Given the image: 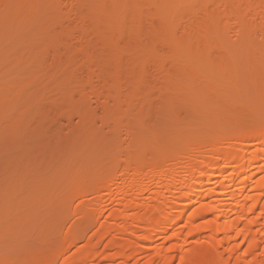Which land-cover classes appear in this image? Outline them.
<instances>
[{"label":"rangeland","instance_id":"1","mask_svg":"<svg viewBox=\"0 0 264 264\" xmlns=\"http://www.w3.org/2000/svg\"><path fill=\"white\" fill-rule=\"evenodd\" d=\"M126 1H128V3ZM126 1L122 3L123 0H0V75H1L0 76V102H2V105H3V106L0 105V113L2 114V115L0 114V125L2 124L0 127V145H1L0 146V187H1L0 188V200H1L0 217L2 218L0 219H4L5 217L9 216L8 218L5 219L6 221L4 222L0 220V224L4 228L5 230L4 232L10 231V234L3 232L2 235H0V239H1L0 240L1 242L0 243V255L19 253V251H22L21 249L31 248V246H29L28 244L31 245V244L36 243V242L31 243V241L32 242L36 241L37 237L35 239V237H30L28 236V234L24 236L21 233H19L18 235L12 236L11 231L14 230L15 227L17 226L19 227L26 226L25 222H27V225H28V223L30 222L29 220H32V219L38 220L39 218H36V216H38L39 213L44 211V206L49 201L50 196L54 195L51 193V192H54L53 188H56V187L59 188V187L65 186V184L67 185L68 181H70L68 179H72V181H74L73 177L74 179L77 177H81L82 174H85L86 172V171H83L84 169H86L88 172H90V170H93V169L94 170L98 169L97 171L98 173H100V176L101 175L106 176L110 173H114L115 169L113 168H115L116 160H114L115 158L111 159L110 157H115L117 155L116 153H118L120 154V155H117L119 156L118 158L121 160H124L125 157L129 155H133V153L131 152H135L137 149L140 148L139 144L142 142L144 143L145 137L147 138L145 141H147L149 140L150 137H152V135L153 137H155V139L157 138L158 142L160 141L163 142L164 139L162 138L166 139L170 135L169 134L170 130L171 131L173 130L171 129V127L174 126L173 125L174 121H176V123L177 121H182L181 123L183 122L185 123V121L187 122L196 121V122H199L197 124L200 125L201 123L200 120H202L205 117L206 119L205 120L203 119V121H207V119L210 118V115L215 114L219 111L222 112V109H223L222 107L224 106H229L231 107V109L233 108L232 110L236 111L235 114L237 115H231L233 114L231 113L232 111H228L229 113H231L229 114L231 115L230 117H234V118L238 117L239 113H237L235 106L236 104H239V103H237V101H234L232 102V104H234L235 106L234 105L232 106L231 103L226 102V101L227 99L229 101L231 100L232 97H234L235 87L239 86V84L232 83L235 80L234 81L230 80L232 82L229 81V78L232 79L231 78L232 75L231 73H229V69L225 68L224 66H223L224 69H221V67L219 66L221 71L216 70V72H213L211 68H208V67L209 66L211 67L214 65L217 66V64L220 65L219 64L220 62H224L226 59H230L232 57L235 58L236 55L238 56L242 54L246 56L245 55L246 52L249 50H253V48L254 50L256 49V47L264 48V16H263L264 14H262V11L259 8H256V10H254L255 13H253L252 11H249V13H246V16H245L246 18H244L245 19L244 25L238 26L237 24L232 23L233 18H231L232 16H230L231 7L228 5L229 4L228 0L227 1L226 0H208V1L203 0L204 2H202L201 0H195L194 2H192V0H189L193 4L195 3L194 5H196L199 8H197V10H195L194 12L192 11L193 9L192 10L188 9V11L183 9L182 13L178 12V14L180 13L182 15H177L176 13V16H178L181 19H179L176 16L171 17L173 13L175 14V12L168 10V13L169 11L172 12L171 14H168L167 11L165 12V10L161 7V6L165 7V4L166 3L168 4L169 0H164L165 3L163 4H160L161 3L160 0H126ZM132 1H135L134 3L137 4L135 8L140 9V12L138 11V13L139 15L140 14L141 15L138 17H140L139 19L141 23L137 22L138 24L137 23L134 24L133 21H130V17L132 14L129 15L126 13L128 16H125L124 14V17L123 16L117 17L116 20L118 21L116 23L124 24V26L126 27V28L122 27L123 34L119 36L120 38H123V39L116 40L118 39L117 37L115 39L116 40L115 42L112 40H109L112 38L108 36H104L107 33L108 28H105V27H106V24L108 25V23L103 24L105 22L102 23L100 21V22H96L95 24V21L91 22L94 18V15L97 14V13L96 14H93V13L96 12L97 8L99 7L98 5H101V7L105 6L104 8L107 7L106 10L110 9L107 11L110 12V15L112 16L111 13H113V15L118 14L119 12L118 9L120 5H121L120 9L123 10V12L127 11V8H128V12H130L129 10L133 9V7L130 6L132 5ZM178 1H181V0H178ZM189 1H188V4H187V1H185L184 4L186 3L187 5L191 6L192 3L190 2L191 4H189ZM20 2L21 4H23V7L20 4ZM139 2L140 4H138ZM173 2H176V1H173ZM29 3L30 5L31 4H35V5L38 4V5H36L35 7L31 5L32 7L36 8L31 11L30 9L31 6L29 5ZM95 3L97 5H95ZM125 3H127L128 6L126 5L127 6V7L125 6L126 9H122L123 7L122 5H124ZM180 3H178L179 6H181ZM27 4L30 7H27ZM184 4L182 2V7H184L183 6ZM187 5L185 6L187 7ZM38 6L42 8H39ZM93 6L96 7V8H93L94 11L92 10ZM203 7H205L206 9L205 11ZM34 11L35 12L37 11V12L35 13ZM115 11H116V14H115ZM189 11L190 12L192 11L194 14L190 13ZM260 11L261 13H258ZM166 13L170 15L171 18L170 17L168 18V15ZM206 14L215 16L217 20H215L216 18H214V20L218 21L220 25H225L226 27L224 26L225 28H222L223 26H221V30H220L221 33L219 36H220V39H222L221 40L222 42L220 43V45H218L220 42L218 41L220 40L218 38L219 32L218 33L216 32L217 33L216 37L218 38L217 43L216 42L211 43V40L208 41V39L206 40L202 38L203 47H202V44L199 45L201 49V50L199 49V51H201L202 54L195 53L197 50L195 52H193L192 50L191 52L193 53L188 54L190 56L189 59H192L194 57V56L191 57L192 54L195 53L197 55L194 57L195 59H192V61L193 60L198 61V58H199L198 54L202 55V57L199 59V61L201 60L202 61L201 62L198 61L199 65H201L202 63L203 67L202 66L201 67L207 68V69L206 68L203 69L204 71L208 70V71L213 72V73L212 72L207 73L208 71L202 72V70H200V68L196 67L195 65L196 68L194 69H197V70L199 69L202 73L205 74V76L204 74H202V77H206L202 80H206V81L210 80L211 82L209 81L210 83L206 84V81H205L204 82L205 88H204L202 80H201L202 85L200 84L197 85V81L199 80L193 79V80H196V85L190 86V87L194 86L193 87L194 89H192L193 91H190L188 89H191V88H189L188 85L193 82L191 78H195L197 77V75L194 77L193 76L194 73L192 75H189L192 72H187V71L193 70L191 67H194L192 65H194L195 62H192V61L186 62L187 60L185 59L186 57L183 58L182 60V58H180V56L182 55L179 54L181 50H179L178 47H177L178 49L176 48L178 50V52L176 50V53L179 54L180 56L179 55L177 56V54L176 56H174V53L172 54V52L170 53L167 51L169 50L167 49V46L163 47L162 45H160L162 43H159L158 39L154 43L151 37H155L154 35L156 34H153V32L151 33L150 32L151 30L148 29L150 30L148 31L147 28H150L149 26L152 27V25H154V28L153 27L152 28L155 29V32H156L159 30L162 31V28L168 27L166 30L171 32L170 35L171 34L173 35L175 33L173 35V38L175 39H171L170 37L172 41H176V40L179 41L183 39L188 40L190 38L189 36H188L189 38H184V37H181V39H177V38L180 36H183V34H187L186 31L192 33V30H193L194 32L201 33L202 31L201 29H203L204 31L205 28L206 30L207 28H209V31H212L210 30V28L213 29L214 31H215L214 29L215 27H216V30L219 29L217 28V25L216 26L212 24L208 25L209 23L208 24L204 23L205 19L204 20L202 19L206 17L205 16ZM148 15H151V16H148ZM141 18H143V20H141ZM161 18H164V19H161ZM171 19H173L172 20L173 23L169 25L170 22H166V21H171ZM206 19L208 18L206 17ZM132 20H134V18ZM208 20H212V19H208ZM214 20L211 22L216 23ZM220 21L223 23H221ZM130 22L133 23L132 25L137 26L138 30L135 28V26L132 27V25H130L131 24ZM197 22H200V23H197ZM163 23L165 25H163ZM201 23H204V24L200 25ZM197 24H199L200 27ZM160 25H162L163 27H161ZM192 25L196 26L194 28L195 29L197 28V29L190 30L193 27ZM189 26L191 28H188ZM128 28L130 29L129 31H128ZM36 29H38L39 31H37ZM209 31L207 30L206 32H209ZM33 32L35 34H33ZM149 34H153V35L150 36ZM35 35H37V37ZM131 35H133V38H135L137 42L135 40L133 41ZM33 36L35 38H33ZM105 37H107L108 40L105 39ZM201 37H204V36H201ZM209 37L211 36H208L205 38H209ZM100 38L102 39L101 40L102 42L106 41V42H109L110 44L118 43L119 46H122L123 44V48H124V41H125V44H126L125 48H128V49L124 48L125 51L130 50V49L131 50L139 49L140 51L142 50L141 51L142 53L143 52L145 53V51L148 53V54L145 53L146 56H143L141 58V60L144 59L142 61L143 67L145 63H147L146 65H148V67L146 69L144 67V70L146 72H144V70H142L143 72L140 71L142 77L139 76L138 78L140 82V84L138 83V85L140 86L142 83L144 88L146 87L145 88L146 90L143 89V87H139L137 85L138 90H136L135 88L134 89L135 91H132V86L130 83L133 81H131L130 78L128 80L124 78L125 80H121V82L119 83L120 86L118 85L117 89H114V88L111 89L112 87L110 85L111 83L106 78L107 72L106 73L104 72L108 70L101 69L103 73L99 70V72L101 73L97 74L96 71L98 70V67L97 68L94 67L95 65H97V63L93 61L87 62L86 61L87 55H85V53L87 52L86 54H90V53L93 54V52L96 53L100 51L99 54L98 53L96 54L105 55V54H100V53H103V52L106 53L105 45L107 43L104 42V46H102L101 45L102 43H100L101 41H99ZM32 39L33 40L35 39L36 42L35 41L33 42ZM130 40L135 42L136 45L134 44L131 45V42H128ZM139 42L141 43L145 42V43L140 45ZM182 42H185V41L176 42V45H174V47L172 46H169V47H172L171 49L175 50L173 48H175V46H179L177 43L181 44ZM191 42H188L189 45ZM96 44L97 45L100 44L101 46H97L95 48ZM137 44L139 45V47H141V49L136 48V46H138ZM165 44H167V42H165ZM172 44H174V42ZM182 44L181 46L183 48L186 44H183V45ZM144 45H145V48L143 47ZM128 46H131V47H128ZM87 47L88 49H91V50L87 51ZM103 47L105 50L104 51L100 50V49H103ZM132 47H135V48H132ZM195 47L197 48V46ZM93 49L96 51H94ZM171 49L169 51H171ZM66 50L68 51V53H66ZM169 53L172 54L173 56L172 55L170 56ZM249 53L250 52H248L247 54ZM128 54H131V53L129 52ZM152 55H156V56H152ZM251 55H253V53H251ZM84 56H85V60H84ZM227 56L230 58H228ZM175 57L177 59H175ZM234 58L231 61L235 62ZM239 58L243 59L242 56H240ZM178 59L182 60V62L185 61L186 63L185 62L178 63L177 61ZM236 59H238V57ZM248 59H249L250 64L254 63L255 58L252 59V57L251 58L249 57ZM84 61L90 64H86ZM91 63H96V64L94 65ZM127 63L129 62L124 63V65L122 64L121 72L119 71V73L122 74L126 72L129 74L130 71H133L132 69L131 70L129 69L131 68V66L128 67L129 71L126 70L127 65H128ZM229 63L231 62L229 61ZM241 63H243V60ZM29 64L31 65L29 66ZM156 64L157 66L158 65L159 66L156 67ZM185 64L187 66H182ZM152 65L156 68H154ZM225 65L226 67L228 66L227 64ZM109 67H112V66H109ZM104 68L108 69V67H105V66ZM186 68H188V70L185 73H183L182 71H185ZM212 68L217 69L214 67ZM39 70L44 71V72H39ZM226 71L229 75H226ZM49 72H52V73L48 74ZM94 72L96 73L95 74L96 76L97 75L98 76L100 75V76L95 77ZM177 72L182 75L180 76ZM126 73H124L125 75L120 74L121 77L126 76ZM131 73H134V72H131ZM166 74L168 76L174 75L171 78L173 80L177 78L178 81L174 80V83L171 84L170 82H172L173 80L170 81L171 79L169 77H168L169 79L167 78L166 80H164L166 76L163 78V75H166ZM245 74H248V73H244V75L243 73H240L241 79H237V80L241 81L245 79L244 80L245 82L244 81L242 82H244L245 84H250L249 82H251L250 80L251 78L250 79L247 78L250 75H245ZM260 74H261V77L263 78L264 77V66H262V69H260ZM175 75H178L180 77L175 76ZM187 75H188V78H187ZM72 76H75V77H72ZM130 76H132L131 78L135 79L137 78L138 75L137 76L130 75ZM199 76H201V74H199ZM199 76L197 78H200ZM227 76H231V77L227 78ZM68 77L70 79H68ZM181 77H183V80H181L182 79ZM189 78L191 79V82ZM39 81H41V83ZM136 81L137 80L135 79L134 82L136 83ZM184 81L188 83L190 82V83L187 84ZM29 82L37 83L36 84L37 86L32 84L31 86L32 89L26 90L29 88L26 85V83L29 84ZM164 82L166 83L164 84ZM167 82H169V84H167ZM135 83H132V84H135ZM177 83H180V84H177ZM182 83H186V84H182ZM217 83L218 84L220 83V84L216 86L215 84ZM222 83H225V84H222ZM41 84L42 86H39ZM145 84H147L148 87ZM67 85L68 87H66ZM165 85L167 87H164ZM170 85L171 87H168ZM172 85H174L173 87H176V88L173 89ZM55 86H57V88H54ZM185 86L188 88H186ZM241 86L244 87L245 89V86L247 85L241 84ZM181 87L183 88L182 89L183 91L180 90ZM148 88H151V89H148ZM198 88H200V90H198ZM21 89L22 91H20ZM91 89H93V91ZM59 90H62L61 92H59V94L61 93L60 95L57 92ZM44 91H48V92H44ZM217 91L221 94L217 93ZM23 92H24V95H23ZM37 92L39 93L42 92V94L39 95V93ZM198 92L200 94H198ZM26 94L28 95L27 97L29 96L30 97L26 98L25 97ZM37 95L40 97H38ZM202 95L204 96V98H201ZM19 96L22 98H19ZM37 98H40V100ZM191 98H194L193 101L195 102H190L192 101ZM37 100L39 102H36ZM197 101H200L201 103L204 102V103L202 105L200 102H197ZM208 101L210 103H208ZM219 101L220 103L224 102L227 105L223 103V105L220 106ZM217 103L218 105H216ZM256 103L257 102H255L254 104L257 106L254 105L253 107L254 108L257 107V109H260L261 107L259 108L258 106L259 103L258 104ZM194 105H196L197 108ZM209 105L212 107H210ZM192 107L195 109H193ZM29 108L30 110L31 108L32 109L35 108L36 110L33 109L29 111L28 110ZM213 108L216 110V111L214 110V113L212 112ZM169 109L170 111H168ZM231 109L228 108L227 110H231ZM257 109L252 111L253 115L256 114V111H259ZM32 111L34 112L33 114L30 113ZM223 111L224 113L222 112V114H226L224 117L228 118L229 117L228 113H226L225 110ZM20 113L22 114L20 115ZM14 114L15 116H12ZM36 114H39V115H36ZM241 114L242 113H240V115ZM25 115L28 118H25ZM208 115H209V118L206 117ZM220 115L221 113L219 112V115L217 116H220ZM257 115L258 117H260L259 114ZM1 116L7 118V119H4V121H8V123L4 122ZM253 117L252 118L249 117L250 120H253L252 123H254V124L252 123L250 124L252 129L257 125V123L255 124V121H257V119H260L261 121V117L258 118L255 116L256 119H254ZM220 118H223V117H220ZM241 118H243V115L241 116ZM27 119H28V122H27ZM235 119H238V118H235ZM22 120H25V121H22ZM163 121L164 123H162ZM165 121H169L171 122V124H168ZM172 121H173V124H172ZM194 125L195 124L190 125V126L188 125L186 127L189 128ZM157 126L160 129L157 128ZM169 127H170V130H169ZM186 127L184 126L183 128H186ZM194 128H198V126ZM150 134L152 135L150 136ZM149 141H151L149 142L150 145L155 144V143H152V141H155L153 140V138H151V140ZM145 144H148V143L146 142ZM147 146L149 148V145ZM140 149H142L143 151L142 147ZM138 151L139 150H137V152ZM146 153H149V152L146 151ZM146 156H150V154L148 155L146 154ZM92 166L94 167L97 166V167L93 168ZM72 167L74 169H72ZM90 167L92 169H90ZM78 168H80L79 171H78ZM102 168H104V172ZM72 174H74L75 176ZM64 182L66 183L62 184ZM57 183L60 184V186L56 185ZM45 187H46V191H48V188L52 189L53 191L50 190L49 192H46ZM40 192L42 194H40ZM30 193H31L30 196L32 198L28 196V194ZM46 194L47 196L48 195L49 196L46 197ZM38 195H41V196H38ZM6 199H8V201ZM38 202L39 203L42 202L41 204H43L44 206L40 205ZM67 202L68 203L70 202L69 205L68 203H66L67 209H68V210L66 209V211L68 212L69 217L67 220L64 219L65 223L62 222L61 223L62 226L60 225L59 221L55 222L56 218L54 216L47 215V216H51V218L50 217L45 218L46 221L45 220L44 221L45 222L48 221L47 223L48 225H50L49 227L51 228V230H53V231H50L51 233L56 232V230L60 228L61 234H63L62 231H64L67 226L73 225L72 222H77V223L81 222L79 223L81 226L83 224L87 226V225H90L89 224L90 222H93L92 221L93 219L90 217L89 214L88 216L87 214L84 215L83 213H75L70 216L69 214L72 213V209L74 208V206L76 207L79 205V200L70 199ZM34 208L36 209L34 210ZM189 212H190V209L188 211H185L184 213H189ZM2 213H4L5 215ZM17 213H20V214H17ZM34 213H36V216ZM21 215H22V219H21ZM40 216L42 217V215H39L38 217ZM16 217L17 218L19 217V219H17ZM52 220L54 221L52 222ZM47 223H44V224H47ZM51 225L52 226L54 225L53 226L54 228ZM86 226H83V227H86ZM49 227L47 228L49 229ZM87 228L88 229L81 228L82 231L81 233L79 232L80 241L78 242L76 241L77 243L81 244L85 242L86 238L91 234L89 233L91 227L89 228L88 226ZM54 235H57V234L55 233ZM76 238H78V236ZM9 241H13V242H9ZM37 242H38V245H41L38 240ZM33 246H36V244ZM17 249H20V250H17ZM62 257L63 255L60 254L55 263L58 264L60 258Z\"/></svg>","mask_w":264,"mask_h":264},{"label":"bare ground","instance_id":"2","mask_svg":"<svg viewBox=\"0 0 264 264\" xmlns=\"http://www.w3.org/2000/svg\"><path fill=\"white\" fill-rule=\"evenodd\" d=\"M124 1H126V0H123L122 3H124ZM160 1H161L160 4L165 3L164 0H160ZM162 1H164V2H162ZM173 1H176V2H173ZM185 1H187V4H188L189 0H185ZM185 1L184 0H181V1L169 0L168 4L167 3L165 4V7H163V6H161V7L165 10V12L167 11V13H168V10L175 12V14L173 13L171 17H175L176 13H177V15H182L180 13L178 14V12L182 13L183 9L187 10V11H188V9H191V10L193 9L192 11L194 12L195 10H197V8H199L196 5H194L195 3L194 4L192 3L195 0H192V2L189 1V4H191V3L193 4V5L191 4V6L187 5L186 3L184 4ZM201 1L204 2L203 0H201ZM243 1H245V2H243ZM126 2L128 3V1H126ZM134 2L135 1H132V5H130L133 7V9L129 10L130 12H128V8H127V11L123 12V10L120 9V7H121V5H120V7L118 9L120 13L117 10L119 15L116 14V11H115L116 15H113V13H111L112 16L110 15V12L107 11L110 9L106 10L107 7L104 8L105 7L104 5H103L104 7H101V5H98L99 7L97 8V10L95 9L96 12L93 13V14H96V13L97 14L94 15V18L91 22L95 21V24H96V22H100V21L102 23L105 22L103 24L108 23V25L106 24V27H105V28H108L107 33L105 32L106 34L104 36H108V37L112 38L109 40H112L115 42L116 40L123 39V38H120L119 36H121L123 34L122 33L123 32L122 27H124V28H126V27L124 26V24L116 23L118 21V20H116V18L120 17V16L124 17V14H125V16H128L127 14H129V15L132 14L130 17V21H133L134 24L137 22L141 23L140 19H139L140 17H138L141 15V14L139 15V13H138V11L140 12V9L135 8L137 6V4H135ZM170 2H172V3H170ZM177 2L178 3L181 2L180 3L181 6H179V4ZM182 2L184 4L183 6L185 8L182 7ZM228 2H229L228 5L231 7V10H230L231 15L230 16H232L231 18H233L232 23L237 24L238 26L244 25V23H245L244 18H246L245 17L246 13H249V11H252L253 13H255L254 10H256V8H259L262 11V14H264V0H255V1H253V0H242V1L241 0H228ZM16 3H18V2H16ZM127 3L122 5L124 7V8L122 7V9H126L125 6L126 5L128 6ZM20 4H21V2H20ZM138 4H140V2ZM21 5L23 7V4H21ZM29 5H30V3H29ZM29 5L27 4V7H30L31 5L35 7L38 4H36V5L31 4L30 6ZM95 5H97V4L95 3ZM185 5H187V7ZM32 6L30 8L31 11L36 9ZM161 7H159V8H161ZM39 8H42V7H39ZM93 8H96V7H94V6L92 7V10L94 11ZM203 8L205 11L206 10L205 7H203ZM39 11H40V9H39ZM192 11L191 12L189 11V12L193 13ZM261 11L258 13H261ZM42 12H44V11H42ZM172 12L169 11L168 14H171ZM45 13H46V11H45ZM186 15H188V14H186ZM148 16H151V15H148ZM205 16L208 19H212V20H208V19H206V17H204L202 19V20L205 19L204 23H207V24L209 23L208 25H210V24L215 25V26L217 25V28H219V29L216 30V27L213 26V27H215L214 28L215 31L211 28H210V30H212V31H209V28H207V30L209 32H206L207 31L206 28L203 27V28H205L204 29L205 32L203 31V29H201L203 31V33H202V31L200 33V32H194L192 30V29H195L194 27H196V26L192 25L193 26L192 28L189 26L188 28H191L190 30H192V33L186 31L187 34H183V36H180L178 38L176 37L177 39H181V37H184V38L190 37L188 40L183 39V40H179V41H177V40L172 41L171 39H175V38H173V35L175 33L173 35L172 34L170 35L171 32L166 30L168 27L162 28V31L159 30L160 32L159 31L155 32V29H153L154 25H152L153 28L151 26H149L150 28H147V30L150 29L151 31L150 30H148V31H150L151 33L153 32V34H156V35H154L155 37H151L153 39L154 43L158 39V42L162 43L160 45H162L163 47L167 46V49H169V50L172 47H174V45H176V42L185 41L182 43L186 44L187 46L185 45L182 48V46H181L182 43L181 44L177 43L180 47L175 46V48H173L175 50L171 49V51H169V50H167V51L170 53L172 52V54L174 53V56H176V54H177L176 50L179 48V50H181V52H179V54L182 56H180L179 54H177V56L179 55L180 58H182V60H183V58L186 57L185 58V59H187L186 62L187 61L190 62V61H192V59H195L194 58L195 56H197L195 53H201L202 54V52L199 51V49H200L199 45L202 44V47H203L202 38H204L206 40L208 39V41L211 40V43L212 42L217 43L218 41H220L218 45H220V43L222 42L221 41L222 39H220V36H219L221 33L220 30H221V26H223L222 28H225L226 26L220 25L218 23V21H215V20H217V18L213 15L206 14ZM209 16H210V18H209ZM136 17L138 18V20ZM161 17H163V16H161ZM169 17H170V15H168V18ZM176 17H178V16H176ZM112 18H113V20H112ZM133 18H134V20H132ZM149 18H151V17H149ZM214 18H216V19L214 20ZM161 19H164V18H161ZM179 19H181V18H179ZM141 20H143V18H141ZM172 20L173 19H171V21H166V22H170L169 25H171V23H173ZM213 20L216 23L211 22ZM133 23H131L130 25H132ZM197 23H200V22H197ZM204 23H201L200 25H202ZM221 23H223V22H221ZM163 25H165V24L163 23ZM197 25H199V24H197ZM200 25H199V27H200ZM218 25H220V26H218ZM133 26H135V25H132V27ZM160 26L163 27L162 25H160ZM211 26H209V27H211ZM206 27H208V26H206ZM130 28H131V26H130ZM135 28L138 30L137 26H135ZM36 30L39 31L38 29H36ZM129 30L130 29L128 28V31ZM150 32H148V33H150ZM216 32L217 33L219 32L218 38L220 40H218V38L216 37L217 36ZM131 33H133V32H131ZM188 33H189V35H188ZM33 34H35V33L33 32ZM153 34H149V35L152 36ZM192 34H194V35H192ZM209 34H211V35H209ZM184 35H186V36H184ZM207 35L211 36V37L205 38V37H208ZM35 36L37 37V35H35ZM131 36H132V39L134 41L135 38H133V35H131ZM198 36H200V37H198ZM201 36H204V37H201ZM117 37H118V39H116ZM156 37H158V38H156ZM170 37H171V39H170ZM33 38H35V37L33 36ZM105 39H107V37H105ZM101 40L102 39L100 38L99 41H101ZM145 40H147V39H145ZM189 40H191L192 42L194 40H196L193 42L196 45L193 44ZM34 41H35V39L33 40V42ZM122 41H124V40H122ZM133 41L130 40L128 42H131V45H133V44L136 45V43ZM186 41L191 42L190 45ZM104 42L107 43L105 45L106 50L104 49V47H103V49H100V50H102V51L105 50L106 53L103 52L100 54H105V55H97L96 54V53L99 54L100 51L96 52V53L93 52V54L92 53L86 54L87 53L86 52L85 53V55H87L86 61L87 62L93 61V62L97 63V65H95L96 63H91V64L95 65L94 67H96V68L98 67V70L97 71L95 70L97 72V74L102 72L101 69L102 70L103 69L108 70V71H104V72L105 73L107 72L106 78L111 83L110 84L112 86L111 89H113V88L117 89L118 88L117 86L118 85L120 86L119 83L121 82V80H125V79L128 80L130 78L131 81H133L130 83L132 86V91H135L134 90L135 88H136V90H138L137 85H138V83L140 84L138 78H139V76L142 77L140 71L144 70V67H145V69L148 67V65H146L147 63H145L144 67H143L142 61L144 59L141 60V58L143 56H146L145 53L146 54H148V53L146 51H145V53L144 52L142 53L141 52L142 50L140 51L139 49H136V50L130 49V50L125 51L124 50V48L126 46L125 41H124V48H123V44H122V46H119L118 43H111L110 44L109 42H106V41H104ZM104 42H102V41L100 42V43H102L101 44L102 46H104ZM165 42H167V44H165ZM173 42H174V44H172ZM139 43L141 45V44H144L145 42H143V43L139 42ZM168 43H169V45H168ZM101 45L96 44L95 48L97 46H101ZM146 45H148V44H146ZM86 46H88V45H86ZM169 46H172V47H169ZM188 46H190V47H188ZM195 46H197V48ZM128 47H131V46H128ZM143 47L145 48V45ZM132 48H135V47H132ZM136 48L141 49V47H139V45L136 46ZM125 49H128V48H125ZM259 49H261V50H259ZM88 50H91V49H88V47H87V51ZM192 50H193V52H195L196 50L197 51L191 55V57H193V56L194 57L192 59H189L190 56L188 54L193 53V52H191ZM253 50H254V48H253ZM253 50H249L247 52L245 51L246 56H244L242 54L238 55V56L236 55L235 58L234 57L230 58L227 56L230 59H226L224 61L225 63L220 62L219 63L220 65L217 64V66L214 65V66L208 67V68H211V70L213 72H216V70L221 71V69H224L223 68V66H224L225 68L229 69V73H231V75H232V77L227 76V78L228 77L232 78V79L229 78V81L235 80L234 82H232V81H230V82L239 84V86L236 85L237 87H235V90H234L235 92L233 91L234 97L235 96L236 97L235 98L232 97L231 100L228 101V99H227V101H226V102H229L231 104L234 101H237V103H239V104H236V106L234 104H232V106L233 105L235 106L237 113H239L238 117H235L238 119H235L234 117H230L231 115H237V114H235L236 111L232 110L233 108L231 109V107H229V106H224V107H222L223 113H224L223 110H225L226 113H228V115L233 113V114L229 115L228 118L224 117L226 114H222V112L219 111L221 113L220 116H217V115H219V112H217L215 114L211 113L212 115H210V118H209V115L206 116L209 118V119H207V121H203V119L204 120L206 119L205 117L202 120H200V122H201L200 125H198L197 123H199V122H196V121H194V122L193 121H188V122L185 121V123L184 122L181 123L182 121H177V123H176V121H174V124L172 121V124L174 126L171 125V126H173V127H171V129H173V130L171 131L170 127H169V130H170L169 134L170 135L168 134L169 136L166 139L161 137L162 139H164L163 142H161V141L158 142L157 138L155 139V137H153V135L150 134V136L152 135V137H150L149 140H151V138H153V140H155V141H152V143H155V144L150 145L149 142H151V141H149V140L145 141L147 139L145 137V140L143 139L144 143L142 142L143 144L142 143L139 144L140 148L141 147L143 148V151L140 148L137 149V150H139L138 152H137V150L136 151L134 150L135 152H131V153H133V155H129L127 157L124 156L125 157L124 160H121L118 158L119 156H117V155H120L118 153H116L117 158H116V156L110 157L111 159L115 158L114 160H116L115 168H113V169H115L114 173H110L106 176L101 175L102 176L101 177L100 173H98V171H97L98 169L97 170H94V169L90 170V172H88L86 169H84L83 171H86L87 173L85 172V174H82L81 177L76 176L77 178H75V179L73 177L74 181H72V179H68L70 181H68L67 185L65 184L66 182L62 183V184H65L66 187L62 186V187L58 188L55 186L56 188H53L54 192H51L52 194H54V195H51L53 198L50 196L49 201L46 203L45 206L43 204H41L42 202L41 203H39L40 201L38 202L40 205L44 206V211L41 212L43 214L39 213L40 211L38 212L39 215H42V217L40 216L41 217L40 218V217H38L39 215L36 216V213H34L36 218H39L38 220H36V219L29 220L30 222L28 223V225H27V222H25L26 226H22V227L17 226L19 228L15 227V229L11 231L12 236L13 235L15 236V235H18L19 233H21L24 236H26V234H28V236L35 237V239L37 237V240L39 241V243L41 245H38L37 240L34 242L31 241V243L36 242L35 243L36 246H33L35 244H31V245L28 244L29 246H31V248L21 249L22 251L24 250L23 253H22V251H19V253L12 252L14 254L0 255V264H57L55 262L58 259L60 254H62L63 257L60 258L58 264H264V77L262 78L261 74H260V69H262V66H264V48L256 47V49L254 51ZM94 51H96V50H94ZM127 51H129L131 54H128L129 52H127ZM177 52H178V50H177ZM245 52H243V53H245ZM248 52H250V53L247 54ZM66 53H68L67 50H66ZM170 53H169V55L171 56L172 54H170ZM251 53H253V55H255L256 57L251 55ZM198 55H199V58H198V61H199V59L202 57V55H200V54H198ZM152 56H156V55H152ZM240 56H242L243 59H240L239 58ZM79 57H81V56H79ZM237 57L239 60L236 59ZM249 57L250 58L252 57V59L255 58L253 64H250L249 59H248ZM233 58L235 59L234 60L235 62L231 61V60H233ZM175 59H177V58L175 57ZM179 59L177 60L178 63H180V62L184 63L185 62V61L182 62V60H179ZM84 60H85V56H84ZM242 60H243V63H241ZM86 61H84V62L86 63ZM156 61H158V60H156ZM198 61H196V60L192 61V62H195L194 65H192L194 67H191L193 70L187 71L188 68H186V70L182 71V72L183 73H185L186 71L192 72L191 74H189V73H187V74L192 75L194 73V75H193L194 77L196 75L198 77L199 74H201V76H199L200 78L195 77V78H191V79L192 80L193 79L199 80V81H197V85L198 84L202 85V81H203V87H204V84H205L204 82L206 80H202V79H204L206 77H202V74H204L202 72L204 71L203 69H205L206 67L202 68L203 67L202 63H201V65H199ZM201 61H199V62H201ZM229 61L231 63H229ZM244 61H246V62H244ZM123 62L124 63L129 62L131 65L129 63H127L128 65H127L126 70L129 71L128 67L131 66V68H129V69L130 70L132 69L133 71H130L129 74L124 72V73H126V76L121 77V75L124 73L121 74V73H119V71L121 72L122 64L124 65ZM86 64H90V63H86ZM191 64H193V63H191ZM214 64H215V62H214ZM221 64H223V65H221ZM225 64H227L228 66L226 67ZM30 65L31 64H29V66ZM195 65H196V67H199L200 70H202V72L199 69L198 70L194 69V68H196ZM89 66H91V65H89ZM104 66L108 67V69L104 68ZM109 66H112V67H109ZM158 66L156 64V67H158ZM182 66H187V65L185 64ZM204 66H205V64H204ZM219 66L221 67V69ZM156 67H154V68H156ZM212 67L217 68V69H213ZM178 69H179V67H178ZM99 70L101 72H99ZM180 70H182V69H180ZM206 71H208V70H206ZM206 71H204V72H206ZM212 71H208L207 73H211ZM227 71H226V75H229L227 73ZM39 72H44V71L39 70ZM131 72H134V73H131ZM136 72H138V73H136ZM144 72H146V71L144 70ZM50 73H52V72H49L48 74H50ZM197 73H199V74H197ZM240 73H243V75H244V73H248L245 75H250L249 77H247L248 79L251 78L250 79L251 82H249L250 84H245L244 83L245 79L241 80V81L237 80V79H241ZM95 74L96 73L94 72L95 77L100 76V75L96 76ZM130 75H134V76L138 75L137 78L134 77L137 80L136 83L134 82L135 79L131 78L132 76H130ZM179 75L181 76L182 74H179ZM165 76H166V78H164ZM173 76L174 75L168 76L166 74V75H163V78H164V80H166L169 77L171 79L170 81H172L173 79L171 77H173ZM175 76H178V75H175ZM180 76H178V77H180ZM204 76H205V74H204ZM72 77H75V76H72ZM189 77H191V76H189ZM181 78H182L181 80H183V77H181ZM187 78H188V75H187ZM242 78H244V77H242ZM68 79H70V78L68 77ZM103 79H105V78H103ZM186 79H184V80H186ZM191 79L189 78L190 82H191ZM174 80L178 81L177 78ZM174 80L172 82H170V81L169 82L172 84V83H174ZM218 80H217V82H218ZM108 81H106V82H108ZM209 81L210 80L206 81V84H209L211 82V81L210 82ZM242 81H244V82H242ZM31 82H29V84L26 83V85L29 87L26 90L32 89L31 88L32 84L37 86L36 85L37 83H34V82L31 83ZM39 82L41 83V81H39ZM141 82H143V81H141ZM169 82H167V84H169ZM184 82H186V81H184ZM132 83H135L136 85L132 84ZM165 83L166 82H164V84ZM180 83H177V84H180ZM186 83L189 84L188 82H186ZM186 83H182V84H186ZM102 84H104V83H102ZM190 84L188 85V87L191 89H188V90L193 91L192 89H194L193 87L196 85V80H193V82ZM219 84L217 83L215 85L218 86ZM222 84H225V83H222ZM241 84L247 85V86H245V89H244V87H242L243 85L241 86ZM107 85H109V84H107ZM141 85H142V83H141ZM141 85L140 86L138 85V86L143 87V89L146 88V87L144 88V86L143 85L141 86ZM145 85H147V84H145ZM158 85H160V84H158ZM174 85H176V84H174ZM174 85H172V87ZM192 85H194V86L190 87ZM39 86H42V84ZM63 86H65V85H63ZM58 87H59V85H58ZM66 87H68V85ZM147 87H148V85H147ZM164 87H167V86L165 85ZM168 87H171V85ZM188 87H186V88H188ZM197 87H195V88H197ZM199 87H201V86H199ZM54 88H57V86H55ZM63 88H65V87H63ZM96 88H97V86H96ZM175 88L176 87H173V89H175ZM148 89H151V88H148ZM166 89H168V88H166ZM182 89L183 88L181 87L180 90L183 91ZM91 90L93 91V89H91ZM198 90H200V88H198ZM13 91H15V90H13ZM20 91H22V89ZM48 91H49V89H48ZM48 91H44V92H48ZM61 91L62 90L57 91L58 94ZM141 91H143V90H141ZM24 92H25V90H24ZM24 92H23V95H24ZM67 92H69V91H67ZM194 92H196V91H194ZM220 92H222V91H220ZM229 92H231V91H229ZM37 93H39V92H37ZM217 93H219V92L217 91ZM40 94H42V92H40L39 95ZM50 94H52V93H50ZM198 94H200V93L198 92ZM219 94H221V93H219ZM23 95H22V97H23ZM27 96L28 95L26 94V96H25L26 98L30 97V96L29 97H27ZM189 96H190V94H189ZM22 97L19 96V98H22ZM38 97H40V96H38ZM195 98H197V97H195ZM201 98H204V96L202 95ZM37 99L40 100V98H37ZM191 99H192V101H190V102H195V101H193L194 98H191ZM200 100H202V99H200ZM125 101H126V99H125ZM202 101H204V100H202ZM220 101H219V103H220ZM222 101H224V100H222ZM36 102H39V101L37 100ZM197 102H200V101H197ZM255 102H257L256 104L259 103L258 106H259V108L261 107L260 109H257V107L256 108L253 107L255 105L254 104ZM0 103H1L0 105H2V102H0ZM203 103H201V104L203 105ZM208 103H210V102L208 101ZM223 103H220V106H222ZM224 104H226V103H224ZM202 105H200V106H202ZM216 105H218V103ZM216 105H214V106H216ZM194 106H196V105H194ZM255 106H257V105H255ZM210 107H212V106H210ZM196 108H197V106H196ZM228 108H230L231 110H227ZM33 109H35V108H33ZM33 109L31 108V110H33ZM193 109H195V108H193ZM255 109H257L259 111H256V114L253 115L252 111ZM28 110L31 111L30 108ZM214 110L215 109L213 108V110H212L213 113H214ZM12 111H14V110H12ZM168 111H170V109ZM228 111H232V112L229 113ZM30 113L33 114L34 112L32 111ZM240 113H242V114L240 115ZM21 114L22 113H20V115ZM257 114L260 115L261 121H260V119H257V121H255V124L257 123V125L256 126L254 125L255 127L253 126L254 128L252 129L250 124L253 122V120H250L249 117L252 118L254 116L253 118L256 119L255 116L258 117ZM36 115H39V114H36ZM242 115H243V118H241ZM12 116H15V114ZM23 116H21V117H23ZM220 117H223V118H220ZM260 117H258V118H260ZM2 118H3V121H4V119H7L5 117H2ZM25 118H28V117H26V115H25ZM248 120H250V121H248ZM22 121H25V120H22ZM4 122L8 123V121H4ZM27 122H28V119H27ZM165 122H167L168 124H171V122H169V121H165ZM162 123H164V121ZM157 124H159V123H157ZM193 124H195V125L191 126L189 128L186 127L188 125L190 126ZM252 124H254V123H252ZM1 125H0V127H1ZM22 125H24V124H22ZM159 125H161V124H159ZM36 126H38V125H36ZM184 126L186 128H183ZM196 126H198V128H194ZM154 127H156V126H154ZM3 128H4V126H3ZM116 128H118V127H116ZM157 128H159V127L157 126ZM163 128H165V127H163ZM112 135H114V134H112ZM146 142L148 144H145ZM4 143H6V142H4ZM147 145H149V148ZM154 145H155V147H154ZM143 146H145V147H143ZM129 148H131V147H129ZM148 150H150V151H148ZM146 151L149 153H146ZM144 153H146L147 155L150 154V156H146V154H144ZM129 154H130V152H129ZM27 162H29V161H27ZM74 164H76V163H74ZM20 165H22V164H20ZM98 165H100V164H98ZM77 166H78V164H77ZM74 167H76V166H74ZM92 167L95 168L97 166H95V167L92 166ZM72 169H74V168L72 167ZM90 169H92V168L90 167ZM102 169L104 172V168H102ZM79 170H80V168H78V171ZM83 171H81V172H83ZM14 174H16V173H14ZM74 174H76V173H74ZM74 174H72V175H74ZM78 174H80V173H78ZM65 178H67V177H65ZM63 181H65V180H63ZM56 185L60 186V184H58V183ZM36 187H38V186H36ZM46 187H45V191H46ZM50 190L53 191L52 189L48 188V191H46V192H49ZM56 190H58V191H56ZM41 192H40V194H42ZM26 194H27V192H26ZM47 194H46V197L49 196V195L47 196ZM30 195H31V193L28 194L29 197H31ZM38 196H41V195H38ZM29 197H27V198H29ZM70 199L79 200V205L76 207L74 206V208L72 209V213H70L69 215L71 216L72 214H75V213H83L84 215L89 214L90 217L93 219L92 220L93 222L89 223L91 226L90 225L86 226L84 224L81 226L79 224L81 222H78V223L72 222L73 225L67 226L66 229L64 231H62L63 234H61L59 227H58L59 229H57L58 231L56 230V232L51 233L50 231H53V230H51V228L49 227L50 225H48V223H47L48 221L45 222L46 221L45 218L46 217L51 218V216H54L56 218L55 222L59 221L60 225H61V223L64 222L65 220H67L69 217L68 212L66 211V209H67L66 203H68L67 201ZM6 200L8 201V199H6ZM3 201H5V200H3ZM0 202H1V200H0ZM43 202H45V201H43ZM2 203H4V202H2ZM69 203H68V205H69ZM5 205H7V204H5ZM35 209L36 208H34V210ZM189 209H190L189 213H184L185 211H188ZM191 209H192V211H191ZM6 212H8V211H6ZM2 214H4V213H2ZM17 214H20V213H17ZM47 215H51V216H47ZM80 215H82V214H80ZM8 217H5L4 219H0V220L4 222V221H6L5 219ZM54 217H52V218H54ZM0 218H2V217H0ZM17 219H19V217ZM21 219H22V215H21ZM23 219H25V218H23ZM53 221L54 220H52V222ZM44 223H47V224H44ZM46 226L49 227V229ZM83 226H86V227H83ZM88 226H89V228L91 227L90 232H89L91 234L90 235L88 234L89 236L86 238L85 242H83L81 244L77 243L78 241H80L79 234L81 233L82 229L83 228L88 229L87 228ZM4 231H5L4 228L0 224V235H2V233ZM57 232H59V233H57ZM4 233L10 234V231L4 232ZM55 233L57 235H54ZM29 234H31L33 236H31ZM77 236H78V238H76ZM21 237H23V236H21ZM13 239H15V238H13ZM28 239H30V238H28ZM27 241H29V240H27ZM9 242H13V241H9ZM3 244H5V243H3ZM38 246L40 247V249ZM17 250H20V249H17Z\"/></svg>","mask_w":264,"mask_h":264}]
</instances>
